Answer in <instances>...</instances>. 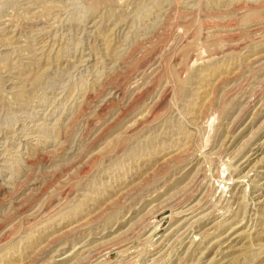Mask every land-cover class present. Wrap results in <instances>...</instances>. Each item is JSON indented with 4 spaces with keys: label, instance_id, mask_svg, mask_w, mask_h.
I'll return each instance as SVG.
<instances>
[{
    "label": "rangeland",
    "instance_id": "obj_1",
    "mask_svg": "<svg viewBox=\"0 0 264 264\" xmlns=\"http://www.w3.org/2000/svg\"><path fill=\"white\" fill-rule=\"evenodd\" d=\"M0 264H264V0H0Z\"/></svg>",
    "mask_w": 264,
    "mask_h": 264
}]
</instances>
